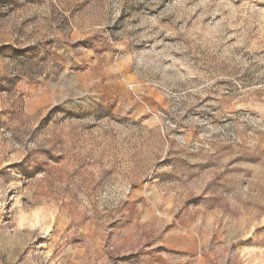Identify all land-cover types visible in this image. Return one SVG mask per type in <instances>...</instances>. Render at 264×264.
Returning a JSON list of instances; mask_svg holds the SVG:
<instances>
[{
    "label": "rangeland",
    "instance_id": "1",
    "mask_svg": "<svg viewBox=\"0 0 264 264\" xmlns=\"http://www.w3.org/2000/svg\"><path fill=\"white\" fill-rule=\"evenodd\" d=\"M0 264H264V0H0Z\"/></svg>",
    "mask_w": 264,
    "mask_h": 264
}]
</instances>
